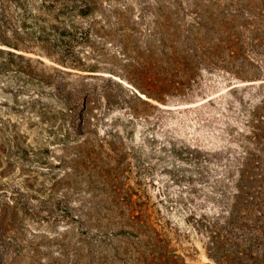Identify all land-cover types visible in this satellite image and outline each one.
Here are the masks:
<instances>
[{
    "label": "rangeland",
    "instance_id": "rangeland-1",
    "mask_svg": "<svg viewBox=\"0 0 264 264\" xmlns=\"http://www.w3.org/2000/svg\"><path fill=\"white\" fill-rule=\"evenodd\" d=\"M231 7L0 0V264H215L185 223L197 176L186 152L222 140L227 90L244 84L230 36H264L259 12L240 29ZM186 39L194 55L177 66Z\"/></svg>",
    "mask_w": 264,
    "mask_h": 264
},
{
    "label": "trees",
    "instance_id": "trees-1",
    "mask_svg": "<svg viewBox=\"0 0 264 264\" xmlns=\"http://www.w3.org/2000/svg\"><path fill=\"white\" fill-rule=\"evenodd\" d=\"M192 8L198 25L197 3ZM72 9L81 18L93 11L89 5ZM254 11L264 20V0H232L228 15L232 23L246 29L255 18ZM229 39L225 45L230 57L243 61L237 62L236 70L230 74L244 84L227 90L229 101L220 109L224 121L217 124L222 140L211 149L187 147L186 160L196 166L197 176L189 180L192 186L186 202L195 207L189 210L185 223L204 238L208 257L215 264H264V52L257 51L264 49V36H230ZM167 43L164 37L157 39L154 49L159 55L166 56ZM176 43L177 39H170L172 47ZM188 43V39L181 40V46L187 48L184 54L187 59L181 57L175 60V65H184L180 60L193 57L195 48ZM151 49L152 46H146L147 55L136 56L140 64L153 58ZM254 63L260 64L259 71L243 81L246 78L241 75L246 72L242 70L252 69ZM158 88L153 86L154 91ZM194 177L199 185L194 186Z\"/></svg>",
    "mask_w": 264,
    "mask_h": 264
}]
</instances>
